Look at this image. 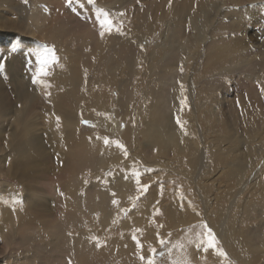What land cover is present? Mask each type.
Masks as SVG:
<instances>
[{
    "label": "bare ground",
    "instance_id": "obj_1",
    "mask_svg": "<svg viewBox=\"0 0 264 264\" xmlns=\"http://www.w3.org/2000/svg\"><path fill=\"white\" fill-rule=\"evenodd\" d=\"M65 1L93 25L65 28L72 17L55 16L61 0H32L29 7L22 0H0V239L11 249L0 251V264H8L5 256L15 264H140L135 234L144 237L147 246L160 238L184 239L186 227L196 232L205 222L217 247L209 248L197 238L201 245H196L195 258L189 260L184 252L187 259L181 256V264H235L229 257L237 264H264V102L239 104L244 117L240 129L233 127L230 115V133L209 141L197 130L199 120L207 119L203 110L210 109L209 104L215 112L227 104L230 82L264 87V66L229 76L226 66L212 82L199 84L204 78L199 72L211 67L217 42L224 38L215 30L235 18L229 4L242 0H162L152 8V18L143 6L137 22L131 17L123 23L112 21L111 31L101 24L108 0ZM164 22L166 29L158 37L162 42L150 47L149 37ZM45 46L54 49L57 61L41 77L44 83H36V52ZM110 87L118 93L116 118L127 126L109 132L120 133L123 149L118 139L102 131H82V120L111 109ZM142 97L147 101L145 113L135 107ZM136 117L142 125L139 141L133 133ZM106 170L111 173L104 174ZM141 173L147 181L155 179L156 187L163 179L178 182L194 208L190 202L181 206L169 190H153L134 205ZM124 209L130 215L120 220ZM71 212L83 218L89 214L83 230L72 221L54 236L37 238L20 256L13 251L16 230L39 227L48 217ZM255 220L259 224L254 225ZM116 225L121 234L114 233Z\"/></svg>",
    "mask_w": 264,
    "mask_h": 264
},
{
    "label": "rangeland",
    "instance_id": "obj_2",
    "mask_svg": "<svg viewBox=\"0 0 264 264\" xmlns=\"http://www.w3.org/2000/svg\"><path fill=\"white\" fill-rule=\"evenodd\" d=\"M22 1H23V4H26L29 7V5H30L32 0H27V2H25V0H22ZM108 1L109 2L104 4V5L107 6L109 9H106V8L102 7V11L104 13H107L109 19H111V21H113L114 23L115 22L123 23V22H125V20H128V18H130V17H131L130 19L135 20L137 22L138 19L135 18V17H136V13L139 12V10H140L139 8L140 7L141 8L146 7L145 10H147V8H148L147 11L149 13L147 11H145L144 9H142L141 11H142V13H144V11H145L146 14L147 13L149 14V18L150 17L152 18V12H153L152 8H154L158 4H161V2L163 3L162 0H157V1L156 0H148L149 2L146 1V0L144 2H143V0H108ZM150 1H151V4H150ZM20 2H21V0H20ZM56 2L58 3L59 0H56ZM67 2L68 1L61 0V2H59L61 4V6H57V8H60L61 11H59V12H57L55 14L56 17H59V15L63 14V13H64L65 16L71 15L72 19L69 22L70 24L67 25L65 28H70L72 26H76L75 24L78 25V23L82 24V28H90V25H93V23H92L93 21L91 19H89L90 17H86L83 20H81L78 17V14L75 11L74 7L71 6L70 4H68ZM152 4H153V6H152ZM55 6L56 5H54V7ZM150 6H151V8H149ZM229 8H230V10H233L232 13L235 16V18H232V17H231L232 19L227 18L226 20L221 22V24L219 26L220 30H218V29L215 30V34L216 35H218L217 33L223 34L224 38L217 42L218 49H217V52L215 51L216 52V57H215L214 60H211L212 62L211 61L209 62V63H212L211 67L208 69V71L199 72V75H201V76L204 75L203 76L204 78L200 77V79H199L200 83L199 82L198 83L200 85L201 84L202 85H207L209 82H212L215 79L213 76H215L216 73L220 74L221 73L220 70L223 67H226V66L230 67L229 69H226V71H228V76L230 74H232V73H235L237 75L239 71H243L244 69H246V70L247 69L248 70H255V69H258V68L264 66V58L262 57V56H264V44H263L264 43V0H242L239 3L238 2L237 3L231 2L229 4ZM129 11H131V12H129ZM21 12L19 11L17 13L20 14ZM126 12H127V14H126ZM252 12H253V14L255 13L254 15H256L257 18H253ZM129 14H130V16H128ZM11 16H13V15H11ZM122 19H124V20H122ZM72 20L75 21V22H72ZM50 22H52V21H50ZM165 29H166V22H164V24L161 23V25L157 29L158 32L156 31L155 32L156 34L154 33L155 35L153 34L154 36L152 35L148 39V40H150L149 41L150 42V44H149L150 47H154V45L156 44L157 40L158 41L160 40L158 37H159L161 31L165 30ZM81 30L83 31V29H81ZM232 35L234 37H232ZM242 36H243V38H242ZM241 39H242V41H241ZM260 40H261V42H260ZM159 42H162V40H160ZM242 42H244V43H242ZM151 44H153V45H151ZM249 44L251 45V47L248 46L249 48H247V45H249ZM261 44H262V46H261ZM151 50H152V48H151ZM247 50H248V53L246 52ZM219 53H220V55H219ZM239 53H241L242 55L239 54ZM227 54L229 56H226ZM244 55H246V56H244ZM230 56H232V57L235 56V58L234 57L231 58ZM207 57H208L207 55L204 56L202 61L207 60ZM218 62H220L221 64L218 63ZM207 79H209V80H207ZM156 83L158 85H160L159 82L156 81L155 84ZM229 84H228L229 86L227 87L228 88V92H229L228 102H227L226 105L221 104L220 109L217 111L219 115H217V112L212 111L211 108H212L213 104L212 105L209 104L207 107L210 106L209 107L210 109H206L205 108V110H203L204 111L203 112V118L206 115L207 119H205V118H204V120L200 119L199 122H198L199 126L197 127V130H199V132L203 131L201 135L205 134L204 135L205 138L208 137L207 139L209 141L212 138H214L217 135H219V134L230 133L229 132L230 128H232V125H233V124L231 125V121L229 119L230 115L233 116V120L235 119L234 122H236L233 125V127H236V128H239V129L242 127L241 120L244 119V117H241L242 108L239 106V104L241 102H243V101H244L243 103H245V102L246 103L247 102H253L252 100H256L257 102H260V100H261V102H264L262 100L264 98V92L262 91V89H264V87L261 88L262 85H257L256 87L254 85L253 86L252 85L251 86H249V85L247 86L248 83L244 84L243 82H240V83H236V82L232 83V82H230ZM144 87H147V86H144ZM245 88H246V90H245ZM251 89H253L257 93L252 92L253 90H251ZM107 93L110 96L109 97L110 98L109 107L111 109H109L108 113H103L102 115H95V118L91 119L90 121L82 120V125H83V130L82 131L86 132V133L87 132H91V130L92 131H102L104 134H106L108 136L109 139H118L120 141V143H121V140L123 141V139H122L123 137L120 135V133L119 134L118 133H111L109 131H112L111 128L116 127V126L120 127V130L124 129L127 126V122L122 120L120 117L116 118L115 110H116L117 106L114 103V100H116L118 98V93H117L116 88H114V87L108 88ZM253 93H254V95H253ZM146 103H147V101H145V99L142 97L141 100L136 103L135 107H137L138 109H141V110L143 109L142 112L145 113L146 110H147ZM223 106H224V111H223ZM221 109H222V111H221ZM219 111H220V113H219ZM211 114H213V115H211ZM110 115H112V116H110ZM217 118H219V119H217ZM222 118H224V119H222ZM112 119H113V121H112ZM236 119L239 120V121H237ZM99 120H100V122H99ZM104 120H106V121H104ZM206 120L210 122V125L206 123ZM211 120H213V121L216 120V122L215 121L213 122ZM85 121H87V123H85ZM118 121H119V123H117ZM132 124H133V129H134V132H133L134 133V137L139 141V140L142 139V137L138 133V131L142 128V125L137 120V117H136L135 121H133ZM223 124H225V126ZM107 125H109V126H107ZM221 126H223V127H221ZM203 127H204L205 131L203 130ZM100 128H102V129H100ZM221 128H222V130H221ZM104 131H106V133ZM196 135L198 136V133ZM199 137H200V135H199ZM117 168L123 169V166L118 165ZM109 173H111V170H108V171L106 170L104 174H109ZM57 176H59L61 178L60 174H57ZM137 177L138 178H137L136 182L139 184L141 189L139 188V190H140L139 196H136L135 199H134V205L139 204L140 201H142V200H146V198L149 196V193L152 192L153 190H160V191L161 190H164V191L165 190H169V192H170L172 197H174V198L176 197V199L179 198V201L181 200L180 204L182 203L181 206H183L184 208H185V204L186 203H189V202H190V204L192 203V201H190V200H189V202L187 201L189 198L187 199V197H186V190L184 189V187L180 186L178 182L174 181L172 183V181L169 182L168 180L163 179V180L159 181V183L161 181L163 182V183H160L162 185L160 187H156L157 184L155 183V179L153 181L152 180H148L147 181V180L144 179V177L142 178V173L138 174ZM86 178L87 179H91L92 178L91 174L87 173L86 174ZM143 179H144V182H142ZM4 180H11V182H14V180H12L11 178H8V179L5 178ZM143 185H148V188H147L146 191L143 190V188H142ZM166 185H167V187H170L172 185V187H174V188L167 189ZM139 186H137L136 189H138ZM175 186H177V188H175ZM178 186H179V188H178ZM172 190L173 191L177 190V193H175V192L173 193ZM172 197H171V199H173ZM183 199H185V200H183ZM190 206H192V208H194L193 204H191ZM186 212H187V210H185V213ZM153 214H155V215L158 214L159 215V216L157 215L158 217L155 216V215L154 216L156 218H158V220H163V219L160 218L161 215H160V213L158 211H155ZM74 215H75V217H74ZM129 215H130L129 210L128 209L127 210L124 209V210H122L121 213H119V216H120L119 219L120 220L127 219L129 217ZM78 216L79 215H77L76 213H73V212H71L70 214L66 213L63 216L58 214V215L46 218L45 221L46 222L48 221L50 223L47 222L45 224H40L39 227H37L35 225L33 227H30L29 229L27 227H24V228L21 227L20 230H16L15 231V235L13 237V244H12L13 248H14L13 251L16 250V252H17L16 254H18V255L21 254L22 252H24V249H26V247L29 248L30 244L32 245V243L36 242L37 238L42 237L43 235L44 236H48V235L49 236H54V234H56V232H57V229H60L64 225L71 224L72 221L78 222V225H77L78 229L79 230H83L84 229L85 220L90 219L89 218V214L85 217L87 219H85V218H83L81 216H79V217ZM164 216H162V218H165ZM55 218L56 219L58 218L59 220L58 219L56 220ZM82 221H84V222H82ZM255 223L259 224V221L255 220V222H253V224L256 225ZM46 224L48 226H46ZM56 224L58 226H56ZM41 225H43V226H41ZM50 225L51 226L53 225V227H51ZM54 227H55V229H54ZM115 227L116 228H113L114 231H115L114 233L118 232V234H121L122 231L119 229V225L118 226L116 225ZM52 231H54V232L52 233ZM204 232H205V230L202 227H200V229H197L196 232L194 230H191L188 227H186V231H185V235H186L185 237L186 238H184V239H182L183 236H181V235L178 236V239L174 238L172 236L171 237H167L165 239L160 238L155 243L152 242L150 244H147V246L145 245V242H143V240L145 241V238L135 234L133 236V240L136 243L137 247L139 248L138 251L140 250L139 252H137V255H138L137 257L138 258L136 257V259H137L138 262H140V264H147L148 257L153 256V253H152L151 250H152V248H155L157 250V254H155V256H154L155 264H181L182 261H180V259L186 258L184 252H186V255L188 254V257H189L188 259L189 260H190V257L191 258L192 257L195 258V255H192V254H196V252L194 251V250L197 249L196 245L199 246V243L201 245V242L198 243L196 240H197V238H199L200 239L199 241H202ZM40 233H42V234H40ZM33 237H34L35 241H34ZM140 237H142V238H140ZM161 239H163L165 241L164 244L160 243ZM21 242H24V243L27 242V243L26 244H22ZM3 247H4V249L6 251L3 249ZM9 248L10 247H7L5 245V243L0 239V251L4 250V252H7V251L11 250ZM213 249L215 250V248H213ZM160 253H162V254H160ZM141 256H144L145 259L142 260L140 258ZM177 256H179L180 258H177ZM181 256H182V258H181ZM14 257H15V254H14ZM0 260H2V257H0ZM228 260L233 261L235 264H237L230 257L228 258ZM4 261H7L8 264H15L16 263L14 261V259H10V258H8L6 256L4 257ZM100 261L99 260L96 261V262L94 261V262H91V264H112V262H110V261H106V260H100ZM55 264H72V263L69 262V261H67V262L64 261V262H59V263H55ZM124 264H127V263H124Z\"/></svg>",
    "mask_w": 264,
    "mask_h": 264
},
{
    "label": "snow or ice",
    "instance_id": "obj_3",
    "mask_svg": "<svg viewBox=\"0 0 264 264\" xmlns=\"http://www.w3.org/2000/svg\"><path fill=\"white\" fill-rule=\"evenodd\" d=\"M25 2H27V0H25ZM112 21L111 19L108 18V14L105 13V19L101 21L102 26L107 30V31H111L112 30ZM101 35H104V32H101ZM36 58L39 61V68L35 74V76L33 77L34 82L36 83H44V81L41 79L42 76H46L48 75V68L51 64H53L54 62L57 61V57L55 56V52L53 48H49L47 46L43 47L42 49L38 50L36 52ZM183 70V69H181ZM264 90V89H262ZM57 120H59V117H57ZM178 123L179 119L177 120ZM85 123H87V121H85ZM181 128H183V124H181ZM104 142L107 144L110 141L108 139H105ZM117 146L120 148H124V145L120 144L119 141L116 142ZM125 155H127V151L125 149ZM143 190L146 191L148 188V185H143L142 186ZM114 203H117V201H114ZM203 228L205 229V232L203 233V239H202V243L203 242H207V245L209 248H215L217 247V239L216 236L212 230L211 227H209L207 225V223H203ZM161 244H164L165 241L163 239L160 240ZM152 253L153 256L148 257V261L147 264H155V260H154V256L155 254H157V250L155 248H152ZM162 254V253H160ZM222 255H227V253L225 252H221ZM142 260L145 259L144 256L140 257Z\"/></svg>",
    "mask_w": 264,
    "mask_h": 264
}]
</instances>
